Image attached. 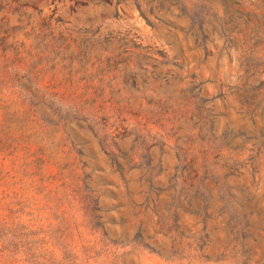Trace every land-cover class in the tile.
I'll return each mask as SVG.
<instances>
[{
    "label": "rangeland",
    "instance_id": "1",
    "mask_svg": "<svg viewBox=\"0 0 264 264\" xmlns=\"http://www.w3.org/2000/svg\"><path fill=\"white\" fill-rule=\"evenodd\" d=\"M0 264H264V0H0Z\"/></svg>",
    "mask_w": 264,
    "mask_h": 264
}]
</instances>
